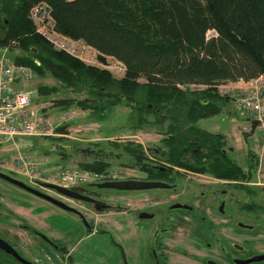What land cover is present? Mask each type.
I'll return each mask as SVG.
<instances>
[{"label":"trees","instance_id":"16d2710c","mask_svg":"<svg viewBox=\"0 0 264 264\" xmlns=\"http://www.w3.org/2000/svg\"><path fill=\"white\" fill-rule=\"evenodd\" d=\"M44 3L56 34L95 49L101 64L116 59L125 66L124 78L54 47L30 15ZM211 31L215 35L209 38ZM2 49L19 51L14 62L36 77L50 75L65 89L89 97L54 101L44 113L79 109L89 112L88 122L102 121L108 118L107 110L124 104L137 116L134 130L146 125L164 130L168 160L181 168L243 183L253 179L254 174L224 157L225 136L197 124L232 102L220 95L219 87L264 76V0H0ZM37 92L40 99L59 94L49 86ZM74 124L61 126L58 133L66 134ZM257 124L252 121L254 129ZM49 140L62 154L69 146L57 144L66 141L63 137ZM123 151L133 162L144 158L140 144L128 143ZM207 154L217 156L210 165L199 160V166L192 167L183 160ZM249 160L248 169L256 171L258 159L253 154ZM77 166L95 173L112 167L101 157Z\"/></svg>","mask_w":264,"mask_h":264},{"label":"flooded vegetation","instance_id":"af4514ba","mask_svg":"<svg viewBox=\"0 0 264 264\" xmlns=\"http://www.w3.org/2000/svg\"><path fill=\"white\" fill-rule=\"evenodd\" d=\"M143 153L125 180L165 187L56 189L0 160V264H264L263 182L181 168L165 148Z\"/></svg>","mask_w":264,"mask_h":264},{"label":"rangeland","instance_id":"374dc122","mask_svg":"<svg viewBox=\"0 0 264 264\" xmlns=\"http://www.w3.org/2000/svg\"><path fill=\"white\" fill-rule=\"evenodd\" d=\"M215 32L211 31L208 37L214 36ZM67 46L74 48L77 52V56L81 57L82 60L87 65H93L99 67L100 69L109 70L112 75L118 79L124 78L125 66H122L116 59L107 58L106 64H101L98 60V53L95 49L86 46L83 42H71ZM72 45V46H71ZM20 54L19 51L14 53L9 52V50H0V57L6 55L7 59L14 62V58ZM31 82L28 84V90L31 92V102L36 107H49L54 104V101L60 99H74L82 100L88 99L87 93L82 92L81 94L74 93L72 90H67L60 83L54 80L50 75L45 78L36 77L32 74ZM255 81V80H253ZM264 81V78H263ZM144 83V80H141ZM251 82V81H250ZM249 83V82H246ZM40 86H46L51 88H56L58 95L51 96L49 98L39 97L37 92ZM249 87V86H248ZM248 87H238L234 83L225 84L218 88L220 95L230 96L232 99L236 92H245ZM108 118L102 121H90L89 112L80 111L79 109H72L69 113H75L74 118L69 120V123H75L69 130V138H65L66 141L62 143H57L58 145L67 144L69 145L67 149L61 153L59 147L50 142L49 139L41 140L36 138H28L23 142V147L19 146V149H24L26 153L30 154L36 162L41 163V172H35L37 177L45 181L49 174L53 176L56 183L61 184L59 179V171L63 167L73 166L74 164H79L82 162H92L96 158L107 159L111 164L109 171L117 172L122 179H126L129 176H139L138 173L131 167L133 160L127 156L123 151V146L128 143L135 145H142L143 149L151 148H165L164 144V130L157 126H144L143 129L134 130L136 127V115L132 112L130 107L124 104L116 106L112 110H107ZM64 111H50L49 114L53 116H60ZM152 120V116L149 117ZM255 120V116L249 110L234 105L233 102L229 103L225 109L216 114L214 117L204 119L200 121L197 126L201 130H205L211 134H221L226 137L227 144L225 150L229 157L238 161V164L246 171L249 168V159L253 154H258L260 152L261 143L263 141L262 131L256 130L253 134L245 136L242 132L244 127H248L251 122ZM240 136V138H239ZM110 142L119 143L121 147L114 148L111 146ZM102 144V145H98ZM15 156H17V151L13 148L12 142H5L0 145V160L9 158L13 165L16 162ZM69 157V158H66ZM49 159V164H43L45 159ZM15 166V165H14ZM11 166V170H14L23 178L24 171L21 167ZM40 170V171H41ZM247 172V171H246ZM255 172V170H254ZM41 173V174H40ZM256 173V172H255ZM22 174V175H21ZM43 174V175H42ZM24 175V176H23ZM40 175V176H39ZM23 176V177H22ZM257 175L250 182H261L256 179ZM24 179V178H23ZM264 183V182H263ZM125 238V237H124ZM127 239V238H125ZM124 239V240H125Z\"/></svg>","mask_w":264,"mask_h":264},{"label":"built area","instance_id":"2783aa9c","mask_svg":"<svg viewBox=\"0 0 264 264\" xmlns=\"http://www.w3.org/2000/svg\"><path fill=\"white\" fill-rule=\"evenodd\" d=\"M31 19L38 27V31L47 36L54 47L66 51L72 56L78 57L74 48L67 46L71 39L62 37L54 32L53 20L47 4L35 6L31 12ZM78 43V42H77ZM67 44V45H66ZM81 58V57H78ZM32 71L27 67L17 65L7 59L6 55L0 57V145L7 142L13 143V148L17 151L15 156L16 167L26 169L24 172L34 178H39L35 172L41 170V163L36 162L34 158L24 149L23 142L28 138L41 140L54 138H69V130L66 134H59L58 129L69 123L74 118L75 113L62 112L60 116H53L43 111L49 107H36L31 102V92L28 90V84L32 79ZM263 77L248 83V89L242 93L236 92L232 99L234 105H238L249 110L255 116L258 123L255 130H261L264 136V81ZM72 128V127H71ZM245 133L254 131L253 126L244 127ZM43 164H49L46 158ZM41 170V171H40ZM40 173V174H41ZM42 174V175H43ZM40 176V175H39ZM60 183H56L53 176L49 174L48 183L58 184L62 187L73 188L83 186L88 183H104L107 181H118L122 177L113 171L103 173L83 171L77 165L63 167L59 171ZM43 180V179H42Z\"/></svg>","mask_w":264,"mask_h":264},{"label":"water","instance_id":"95a60500","mask_svg":"<svg viewBox=\"0 0 264 264\" xmlns=\"http://www.w3.org/2000/svg\"><path fill=\"white\" fill-rule=\"evenodd\" d=\"M50 188H56V189H60L59 187H57V185L52 184V185H47ZM166 185H162L160 183H156V184H152V185H148L145 183H138L136 181H131V180H118L117 182H107V183H102L99 185L100 188L103 189H115V190H122V191H130L131 189L134 190H141L144 188H163Z\"/></svg>","mask_w":264,"mask_h":264},{"label":"crops","instance_id":"0c3cea01","mask_svg":"<svg viewBox=\"0 0 264 264\" xmlns=\"http://www.w3.org/2000/svg\"><path fill=\"white\" fill-rule=\"evenodd\" d=\"M234 85L238 86V87H248V83H245L243 81H239V82H235ZM243 131V129H242ZM244 134V133H243ZM264 137V136H262ZM240 138V136H239ZM261 150L258 154H254L256 159H258V175H259V179L260 181L264 182V138L263 141L261 143Z\"/></svg>","mask_w":264,"mask_h":264}]
</instances>
